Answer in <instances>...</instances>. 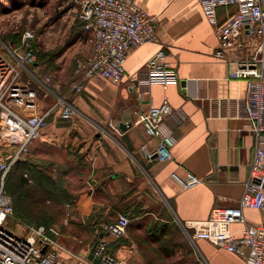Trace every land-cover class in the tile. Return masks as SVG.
<instances>
[{"label": "crops", "instance_id": "1", "mask_svg": "<svg viewBox=\"0 0 264 264\" xmlns=\"http://www.w3.org/2000/svg\"><path fill=\"white\" fill-rule=\"evenodd\" d=\"M139 3L157 19V40L128 55L121 82L92 78L84 81L80 91L70 84L64 93L78 107V114L64 120L52 113L31 144L34 160L47 168L53 180L54 208L66 209L64 218L59 214L51 220L60 231L57 240L73 250L66 240H81L84 234L92 239L94 227L122 213L130 223L125 241L114 248L117 264H247L241 254L205 238L192 242L183 223L206 220L216 206H235L244 193L255 137L243 107L248 79L232 72L238 60L255 52L261 38L245 30L241 44L227 58H219L215 27L198 0ZM236 9L219 6V22ZM77 21L76 25L71 17L68 26L75 24L74 39L42 60L61 66L60 72L55 70L58 88L66 65L92 51L91 34ZM160 49L179 74V80L167 88L145 80L147 61ZM48 98L40 97V103L51 105L55 98ZM165 100L173 109L166 125L172 129L174 145L171 158L161 161L155 153L159 137L150 135L139 118ZM148 152L154 157L149 158ZM189 172L201 182L184 187L173 176L185 179ZM244 212L250 223L264 222V210ZM239 227L233 224L234 229ZM102 233L112 243L119 240Z\"/></svg>", "mask_w": 264, "mask_h": 264}, {"label": "built area", "instance_id": "2", "mask_svg": "<svg viewBox=\"0 0 264 264\" xmlns=\"http://www.w3.org/2000/svg\"><path fill=\"white\" fill-rule=\"evenodd\" d=\"M7 1V0H6ZM208 21L215 27L219 46L215 55L227 58L230 50L240 45L239 38L246 30L259 35L261 42L255 52L237 62L233 74L247 78L244 115L255 137L254 156L249 180L235 206H216L206 220H187L183 223L190 240L205 238L231 252L241 254L247 264H264V222L250 223L246 208L264 210V5L261 0H198ZM5 0H0V10ZM7 4V2H6ZM235 5L236 11L220 23L219 6ZM77 19L85 23L91 34L92 51L87 58L77 57L78 80L76 90L84 88V81L104 78L114 83L123 80L128 55L137 47L157 40L158 22L139 0H81ZM34 32H24L20 46L5 45L0 49V264H117L110 251L111 241L125 237L130 218L119 214L115 220L94 227L95 244L88 253H78L60 243L56 227H33L21 222L19 228L9 225L14 217V204L7 192V177L15 163L31 151L32 142L48 125V118L57 112L64 120L78 114V107L67 96L56 92L52 77L43 72L31 39ZM160 49L147 61L146 82L167 88L179 80L178 72ZM25 74L27 79L22 75ZM43 95L41 96L40 94ZM54 96L51 105L40 103V97ZM168 100L153 106L139 121L147 132L159 137L155 150L161 161L171 158L174 145L172 129L166 125L172 114ZM153 158L154 153L148 152ZM184 187H192L201 179L188 173L185 179L173 175ZM239 223L238 229L233 228ZM192 230V231H191ZM63 252L65 259L63 260ZM99 259L96 263L89 253Z\"/></svg>", "mask_w": 264, "mask_h": 264}, {"label": "rangeland", "instance_id": "3", "mask_svg": "<svg viewBox=\"0 0 264 264\" xmlns=\"http://www.w3.org/2000/svg\"><path fill=\"white\" fill-rule=\"evenodd\" d=\"M7 3V6L6 5ZM81 5V0H7L2 5L3 8L0 10V49H5V45L9 46H20L22 43V38L24 32L31 30L34 32V37L31 39L34 50L37 54L39 64L44 73L52 77V84L54 80H58L61 66L57 65V62L48 63L42 62V59L39 57L42 53H53L63 49L62 44L69 43L74 39L73 28L75 24H78L77 13ZM71 17L75 20V24H72L69 28ZM76 56L73 63L66 65L64 72L60 74L61 86L55 87L56 92L65 95L64 90L69 88L76 83L78 80ZM40 61L42 63H40ZM56 77V78H53ZM22 77L27 79L26 75L23 74ZM42 93V92H41ZM41 96L43 95L40 94ZM54 97V96H53ZM49 99V98H48ZM52 99V98H51ZM48 101V105H49ZM23 159H34L32 151L25 156ZM24 167L29 169L26 163ZM21 173V171H20ZM8 175V189L7 192L16 201L15 204L14 217L10 218L9 225L13 228H19V224L22 219L23 211H26L28 214L32 215L31 209L25 206V200L22 196L24 190L26 191L25 195L31 194V185L23 186L21 175L19 170L15 168L12 169L11 173ZM33 183V182H32ZM26 188V189H25ZM29 188V192L27 190ZM28 208V209H27ZM16 214V215H15ZM24 219V218H23ZM30 222V221H27ZM26 223V222H25ZM83 236V239L77 241L64 240L67 245H69L73 250L81 251L83 254H86L85 250L91 248L95 244V237L92 239L86 238L87 235ZM84 251V252H83Z\"/></svg>", "mask_w": 264, "mask_h": 264}, {"label": "trees", "instance_id": "4", "mask_svg": "<svg viewBox=\"0 0 264 264\" xmlns=\"http://www.w3.org/2000/svg\"><path fill=\"white\" fill-rule=\"evenodd\" d=\"M79 21L81 22L83 28L85 29V23L81 20ZM50 54H51L50 52L42 53L39 57L41 59L43 57L44 59L47 55H50ZM40 63L42 62L40 61ZM24 163H26L27 166H29L30 170L24 167ZM13 168H15L16 170H19V174L21 175L23 186L26 187L27 184L29 183L32 184L31 194L25 195L26 193L25 190L22 193V196L24 197V200H25V206L31 209L32 215L28 214L26 211H23V213L21 214L24 219L20 218L21 221H24V223L26 222V224L33 226V227L45 226L46 228H48V227H53L52 226L53 221L51 220L55 216H58L60 214L62 215V218L65 217L66 209H64V207L62 209L54 208V199L57 196L56 195L57 192L54 191L53 189L54 187L53 180H51L48 177V174L46 172L47 168L40 167V165L34 159H31V160L22 159L18 161L17 163H15L12 169ZM8 180L9 178H7V183H6L7 189H8ZM27 190L28 192L30 191L29 188H27ZM39 196L41 197L39 198ZM34 199L38 201L40 200V202L38 204H35ZM17 201H18V197H16L15 204ZM13 203H14V199H13ZM15 204H14V211H15ZM27 221H30V222H27ZM93 231H92V234H93ZM122 241H125L124 238H120L116 242L111 243L110 251L114 253V248H116L118 243Z\"/></svg>", "mask_w": 264, "mask_h": 264}, {"label": "water", "instance_id": "5", "mask_svg": "<svg viewBox=\"0 0 264 264\" xmlns=\"http://www.w3.org/2000/svg\"><path fill=\"white\" fill-rule=\"evenodd\" d=\"M124 125H125V123H122V124H120V127H123ZM156 156H157V154H156ZM89 258L93 259L96 263L99 262V259L94 256L93 252L89 253Z\"/></svg>", "mask_w": 264, "mask_h": 264}, {"label": "bare ground", "instance_id": "6", "mask_svg": "<svg viewBox=\"0 0 264 264\" xmlns=\"http://www.w3.org/2000/svg\"><path fill=\"white\" fill-rule=\"evenodd\" d=\"M6 1V0H5ZM3 5V4H2Z\"/></svg>", "mask_w": 264, "mask_h": 264}]
</instances>
